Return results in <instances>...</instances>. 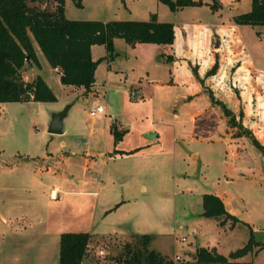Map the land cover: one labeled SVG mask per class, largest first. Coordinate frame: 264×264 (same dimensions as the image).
<instances>
[{"label":"rangeland","instance_id":"1","mask_svg":"<svg viewBox=\"0 0 264 264\" xmlns=\"http://www.w3.org/2000/svg\"><path fill=\"white\" fill-rule=\"evenodd\" d=\"M52 1L41 5L53 11ZM220 2L223 17L247 13L251 7V0ZM205 6L174 14L157 0H65L64 12L73 21L146 22L147 11L155 16L159 11L164 23L177 26L214 23L216 15ZM240 40L261 41L264 53V27L243 26ZM36 49L42 67L37 74L51 86L56 102L0 105V264H58L59 235L67 231L92 235L81 264H115L124 244L136 245L142 234L151 235V249L174 262L191 260L197 247H209L208 241L227 255L251 235L254 250L239 261L264 264V180L258 174L264 173V156L260 150L259 157L252 155L250 138L233 139L231 147L234 143L238 153L247 156L244 165L255 166L254 174L245 181L224 177L225 154L220 156L212 142L200 141L208 134H189V126H176L172 117L181 113V102L162 103L163 89L150 86L157 76L168 74L171 62L160 57L153 63L141 62L122 39L113 41L112 60L104 47L95 46L92 58L104 60L95 72L92 95L62 86ZM31 66L22 73L26 82L35 77V73L30 76ZM140 86L144 96L131 98ZM203 89L208 94L209 84ZM169 91L178 93L175 87ZM70 105L62 121L63 134L49 135L51 115ZM95 106L105 110L100 120L88 116ZM114 123L118 132L125 131L116 142L110 132ZM217 126L228 135L226 141L239 133L228 123L227 128ZM148 131L159 137L144 143L141 139ZM260 141L264 144V139ZM139 146L147 156L142 161L146 165L114 161L115 148L138 151ZM225 180L230 181L226 187L248 225L239 222L233 229L221 228L216 218L201 216V196L212 194V184L222 185ZM190 224L199 225L194 234L188 232Z\"/></svg>","mask_w":264,"mask_h":264},{"label":"trees","instance_id":"2","mask_svg":"<svg viewBox=\"0 0 264 264\" xmlns=\"http://www.w3.org/2000/svg\"><path fill=\"white\" fill-rule=\"evenodd\" d=\"M51 0H0V104L9 103H54L56 97L46 82L37 76L31 81H24L22 72L26 65L39 66L35 46L46 60L51 69H57L59 83L66 87L83 88L89 93L94 86L95 72L104 58L93 60L91 48L102 46L113 56V41L122 39L127 45L153 44L171 46L175 40L174 25L157 21L155 14H151L146 22L137 21H73L65 18L64 0H53L54 9L49 11L42 7V3ZM171 12L184 8H195L203 5L198 0H157ZM41 5V6H40ZM80 6V3L77 2ZM220 8L217 0H212L210 9ZM238 26L264 27V0H251V9L247 13L235 15L232 18ZM166 62L172 58L162 55ZM28 59V60H27ZM215 64L206 76L216 73ZM197 77L196 72L193 71ZM213 104L221 108L228 118L230 127L239 133L234 136H246L251 139L253 146L264 156V146L253 137L252 133L244 129L235 121L234 114L220 102ZM110 132L118 141L123 132H118L115 124ZM117 152V151H116ZM133 152H136L133 151ZM120 153L124 155L131 154ZM203 217L218 220L223 228L233 229L241 221L236 215H231L225 209L223 202L213 194L201 196ZM250 230L251 227L249 226ZM92 239L89 232H62L59 235L58 264H81L87 256L88 246ZM151 235H139L136 245L125 243L123 253L115 264H252L250 261H239V258L253 252L254 242L250 235L247 242L224 255L216 247H197L191 260L174 262L167 255L150 248Z\"/></svg>","mask_w":264,"mask_h":264},{"label":"crops","instance_id":"3","mask_svg":"<svg viewBox=\"0 0 264 264\" xmlns=\"http://www.w3.org/2000/svg\"><path fill=\"white\" fill-rule=\"evenodd\" d=\"M217 1L220 5L217 11H212L210 9L212 2H203V4L207 5L205 7L209 8L211 13L216 15L213 19L214 23L180 24L177 26L174 22H170L174 25L175 31L173 45L135 44L133 46H128H130L132 53H138L136 57L144 63H153L158 57H160L163 62H166L162 55L172 58V68L168 71V74L162 77L157 76V78L152 81L150 85L151 88L153 90L156 88L163 89L162 91L165 94H163L164 97H161V99L164 98L162 103L177 106L181 102V113L174 112L172 117L176 126H189V134H208L205 138H199L200 141L206 144L212 142V146L215 145L214 149L220 156L222 153L225 154L224 177L226 179H231L230 177L233 179V177H235L237 179L242 178L245 181L249 177H252L251 174H254L252 168L255 166H252L251 163L244 165L243 159L248 160L247 156H245V158L244 156L242 157V155L238 153L234 143L233 148L230 145V141L233 139L237 141L242 140L241 142H244L245 138H234V134H232L230 135L231 139L226 141L228 135H226L224 131L220 132V127L218 130L217 125H222L227 128V118L223 116L224 114L222 115L220 113L221 108L218 105H213L209 95H212L214 101L224 104L226 108L234 114L235 121L238 124H241L242 127L249 131L254 130L253 132L251 131L253 137L260 145L264 146L260 141L264 139V53L261 48V41L240 40L243 26H238L233 23L232 18L235 15L228 14L223 17L221 13L223 11V5L220 0ZM234 5L236 6L237 4L235 3ZM127 10L129 15L133 14L132 10ZM179 11H176L174 14ZM147 12L150 18L152 13L150 11ZM162 13V15H165L164 11ZM156 16L157 21H166L160 18L159 11L156 12ZM94 47L91 48V57L93 56ZM35 50L40 67H36L34 64L30 67V76L32 77L35 73V77H33L32 80L40 76L37 74V71L42 68L36 46ZM215 64L217 65L216 73L211 76H206L207 72L210 71ZM109 65L110 62H108V66ZM51 71L57 74L59 80L58 70L51 69ZM193 71L196 72L197 77L194 75ZM40 77L51 89L46 79L42 76ZM207 84H209L210 90L208 94L205 93L203 89ZM170 87L177 88L178 93L172 95L169 91ZM95 89L94 82V86L90 89V94L94 95L93 92ZM82 91L84 92L83 88ZM138 93L139 96H144L142 86L139 87ZM225 128L223 130H225ZM148 133L155 132L148 131ZM184 133L185 132H183V134ZM158 137L159 135H156L155 138ZM190 138H196V136L191 135ZM213 139L214 141H212ZM141 140L144 143L150 142L145 140L144 136ZM138 149V151L133 152L137 150V148L134 150L115 148L114 151H117V154H113L112 156L114 161L124 160L128 161L132 167H141L146 165V163L142 161L148 159H146L147 156L144 155L145 153L141 150L140 146ZM250 150L252 155L254 154L259 157V151L257 149L254 150L252 146ZM129 152L133 153L128 155L120 154ZM196 157L197 155H193V159ZM232 160L239 163V165L232 163ZM258 174L260 179L264 180V173ZM226 185H230L229 180H225V183L222 185L213 183L212 187L214 190L212 194L223 202L228 213L236 215L241 220L243 212L234 206V197L230 194V190ZM52 193V197H54V191ZM198 226L197 224H190L188 226V232L194 234ZM207 243L210 247H216L218 250L215 243L212 244L210 241ZM99 250L102 251L101 249ZM159 252L162 253L161 251ZM185 252L190 253L191 256L193 255V251ZM238 260H242V258Z\"/></svg>","mask_w":264,"mask_h":264},{"label":"water","instance_id":"4","mask_svg":"<svg viewBox=\"0 0 264 264\" xmlns=\"http://www.w3.org/2000/svg\"><path fill=\"white\" fill-rule=\"evenodd\" d=\"M70 107L71 105L66 107L63 111L51 115V121L48 126V130H47V133L49 135H62L63 134L62 121L64 117L66 116L67 111L69 110ZM155 137L156 135L154 133H148L144 135V139L147 141H152Z\"/></svg>","mask_w":264,"mask_h":264},{"label":"built area","instance_id":"5","mask_svg":"<svg viewBox=\"0 0 264 264\" xmlns=\"http://www.w3.org/2000/svg\"><path fill=\"white\" fill-rule=\"evenodd\" d=\"M138 96H139V93L136 91L131 93V98L136 99ZM88 116L92 118L93 120H100L105 116V110L102 106H95V107L89 108ZM101 252L102 251H100V253ZM175 258L179 259L178 256H176Z\"/></svg>","mask_w":264,"mask_h":264}]
</instances>
